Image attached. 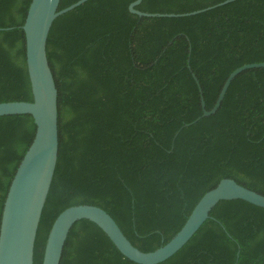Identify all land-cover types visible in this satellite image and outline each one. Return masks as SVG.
<instances>
[{"label": "trees", "instance_id": "trees-1", "mask_svg": "<svg viewBox=\"0 0 264 264\" xmlns=\"http://www.w3.org/2000/svg\"><path fill=\"white\" fill-rule=\"evenodd\" d=\"M77 1L60 0L58 11ZM134 1L88 0L51 26L46 54L58 91V158L33 264H42L53 222L72 206L101 208L135 248L152 252L222 179L264 195V68L235 77L216 113L202 118L192 77L211 110L231 72L264 62V0L173 18L131 14ZM224 1L142 0L135 9L185 14ZM30 3L0 0V103L33 100L21 28ZM34 134L31 116L0 117V222ZM60 264L136 263L81 220ZM160 264H264V208L220 201Z\"/></svg>", "mask_w": 264, "mask_h": 264}, {"label": "water", "instance_id": "water-1", "mask_svg": "<svg viewBox=\"0 0 264 264\" xmlns=\"http://www.w3.org/2000/svg\"><path fill=\"white\" fill-rule=\"evenodd\" d=\"M87 1L79 0L58 11L60 0H31L21 27L25 35L26 65L33 100L32 102H1L0 117L29 115L35 124V134L14 174L3 205L0 222V264H33L37 229L58 158V91L47 60V39L57 17ZM233 1L236 0H226L215 6L185 14H150L136 10L142 0H135L129 5V12L146 18L185 17ZM261 68H264V62L246 64L231 72L211 110L205 109L200 84L192 74L200 95L202 108L200 118L216 113L235 77L246 70ZM232 200H241L264 208V195L247 189L232 179H222L214 189L201 197L175 236L152 252H142L135 248L110 215L101 208L92 205L69 207L57 216L50 228L42 264H60L68 234L74 224L81 220H88L98 226L128 260L136 264H160L176 254L192 238L220 201Z\"/></svg>", "mask_w": 264, "mask_h": 264}]
</instances>
